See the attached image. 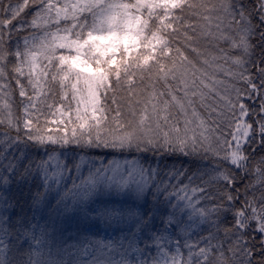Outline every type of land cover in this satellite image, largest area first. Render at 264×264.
Returning a JSON list of instances; mask_svg holds the SVG:
<instances>
[{"label":"snow or ice","instance_id":"1","mask_svg":"<svg viewBox=\"0 0 264 264\" xmlns=\"http://www.w3.org/2000/svg\"><path fill=\"white\" fill-rule=\"evenodd\" d=\"M0 264H264V0H0Z\"/></svg>","mask_w":264,"mask_h":264}]
</instances>
